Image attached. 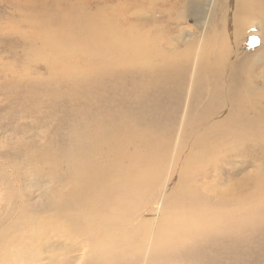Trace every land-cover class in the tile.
I'll return each instance as SVG.
<instances>
[{"label": "rangeland", "instance_id": "1", "mask_svg": "<svg viewBox=\"0 0 264 264\" xmlns=\"http://www.w3.org/2000/svg\"><path fill=\"white\" fill-rule=\"evenodd\" d=\"M235 1L0 0L1 244L10 240V246L23 245L37 258V245L55 243L45 254L51 259L47 264H64L76 255H69L64 246L75 242L77 248L85 247L79 264H95L91 250L105 231L108 239L133 240L121 264H264V140L258 137L260 132L252 130L254 138L233 142L243 143L241 149L227 145L218 150L215 146L214 154L209 143L216 142L218 135L204 122L213 101L218 102V94L206 92L209 86L204 75L219 68L218 56L225 54L218 48L220 44H230L231 56L235 51L251 55L258 46L264 47V30L260 33L252 28L250 40L255 37V43L248 38L247 42L232 39L230 19ZM197 12L204 14L199 20ZM130 36L133 41L137 37L148 41L145 50L152 55V70L146 65L142 72L125 68L133 60L131 52L126 57L108 58L113 49L122 53ZM206 47L208 55L196 63L194 50ZM160 50L166 53L163 59L157 58ZM177 52L189 57L187 61L176 60ZM161 61L163 70L158 68ZM256 66L262 80L264 64ZM210 79L214 81L210 88L215 89V75ZM239 103L233 101L229 108L222 103L216 123L228 113L238 112ZM258 103L263 127L264 99ZM109 113H122L129 123L162 140L165 164H160L164 166L161 181L154 187L150 184L154 195L143 197L146 188L141 181L146 174L152 177L158 163L156 167L139 164L132 156L136 146L123 147L118 158L104 144L106 149L96 148L100 133L90 123ZM246 113L245 118L253 120V111ZM234 117L244 121L240 114ZM238 135L240 131L234 136ZM175 150L178 156L173 155ZM166 165L172 166L171 172ZM73 169L93 179V186L91 181L82 196L92 195L97 205L101 202L100 210L114 217V223L107 226L91 214L88 205H84L87 212L72 207ZM167 173L172 174L169 186L164 178ZM182 177L188 195L180 189ZM132 185L140 196L128 199L123 190ZM50 194L68 201L67 216H76V228L91 238L90 246L66 232L48 208H34L37 202L48 200L43 195ZM159 200L161 211L155 214ZM191 200L194 207L188 209ZM97 225L102 226L98 231ZM37 226L39 242L29 245L25 241ZM149 227L155 230L150 240ZM0 264H15L10 249L6 258L0 257Z\"/></svg>", "mask_w": 264, "mask_h": 264}, {"label": "bare ground", "instance_id": "2", "mask_svg": "<svg viewBox=\"0 0 264 264\" xmlns=\"http://www.w3.org/2000/svg\"><path fill=\"white\" fill-rule=\"evenodd\" d=\"M231 13L233 15V18L230 19L231 29H232L231 31H233V33H231L233 35V38H232L233 40H234V37H235V39H237L238 42L241 41L242 39L245 40L246 42L248 41L247 38L249 40H250V38L252 39V37H253L252 28H255V30H257L256 32H260V33L263 32V30H264V0H236L235 4L231 10ZM203 16H204L203 12H197L196 13L197 20H199ZM263 36H264V34H263ZM137 39L138 40L133 41V40H131V36H130V39L126 43H124V49H122L123 52L121 53L120 51L113 49V51H111V54L108 56V58L113 60L114 59L113 57L120 55V54L124 55V57H126L125 56V55H127L126 53L131 52L133 60H132V62L130 61L129 63H126V64L123 62L126 66L125 68H127V69L137 68V69H140V72H142V71H145L144 68H142V67L144 65H146L148 70H152V68L154 66V64L152 63V60H151L152 55L147 53L145 50V48L148 44V41H146V39L142 38V37H140V38L137 37ZM261 39H263V37ZM229 45L230 44L227 42H226V44H220V46L218 48L221 47V50H224L225 54H221V56H218L219 57V59H218L219 68L215 67V68H217L216 71H214L215 73L210 71L204 75V78L208 82V86H209L208 91L206 90V92H208L209 95L210 94H213V95L218 94V95H216L218 98V102L214 103V101H213V103L211 105L213 108L211 109V111L208 114V119L204 120V122H207L206 123L207 125L209 124L207 128H210V132L218 135V140L216 142L209 143V145H210L209 151H212L214 149L215 152H214V150L212 151V153L214 152V154L217 152L216 148L219 150L220 148H223L227 145L228 146L230 145V148L235 147V149L236 148L241 149V147H242L241 145L243 143H237V144L234 143L233 144V142L234 141L239 142L240 140H249L250 138H254L255 135H254L252 130H256V131L260 132L261 134L258 137L260 139L264 140V126L261 127L262 125H260V123H259V117L262 116V114H261V111H260L259 106H258L259 105L258 101L264 99V96H263L264 95V77H261L262 78V80H261L260 79L261 74L259 75V74H257V72H255V66L256 65L264 64V47L261 48L258 46L254 52L251 51V53H250L251 55L247 54V56H248L247 57L245 55L243 56L242 52L239 53L237 51H235V53H236L235 56H231L232 54L230 55V46ZM210 46H208V47H210ZM213 46H215V45H213ZM208 47L199 48L197 50H194L195 58H196V52H197V58L195 59L196 63L200 64V62H202V60L204 59L205 55H208V52H209ZM246 47H247V45H246ZM246 47H245V49H247ZM249 48L251 49V47H249ZM186 49L190 50L189 47H187ZM73 51L75 52V50H73ZM243 53H245V52H243ZM163 54H166V53H164L162 50L158 51L157 52V58L160 56L163 59L164 58ZM155 57H156V55H155ZM183 57H184V55H182V53L181 54L179 52H177L176 54L174 53V58L176 60L183 62V61H187L186 59L189 58V57L188 58H186V57L183 58ZM128 58H131V57H128ZM60 60H61V58H60ZM62 60H64V59L62 58ZM123 61H126V59ZM229 62H231V64ZM238 66H240V67L238 68ZM159 67H161L163 70L162 61L160 62V64H158V68ZM256 68H257V66H256ZM162 70H161V72H162ZM167 70H166V72H167ZM145 74H147V73L145 72ZM211 74L215 75V89L210 88V86H212V84L214 82L213 79H210ZM147 76H149V74ZM145 77H146V75H145ZM153 79H155V78H153ZM257 80L258 81L261 80L260 84H257ZM133 100L134 99H132V101ZM132 101L130 102V104L132 103ZM233 101L240 102L239 103L240 110L236 113H228V115L223 119V121L220 124L219 123L217 124L216 121L214 120L215 114L219 113V109L224 107L222 105V103H224L226 105V107L229 108L231 105V102H233ZM88 105H90V104L89 103L86 104L87 108H88ZM103 105H104V103H103ZM131 105H134V103ZM104 107H105V105H104ZM104 109H107V108H104ZM110 109L112 110L113 107H110ZM115 109H117V108H115ZM115 109H114V111H115ZM118 109H120V108H118ZM107 110H109V109H107ZM111 110H109V111H111ZM248 110L253 111L254 118L251 121H248L245 118V115H248L246 113V112H248ZM89 111H91V110H89ZM79 112H82V111H79ZM117 112L119 113V111H117ZM255 112H256V114H255ZM91 113H92V111H91ZM91 113H89V114H91ZM89 114H88V116H89ZM112 114L109 113L108 117L106 116L107 118L106 117L103 118L101 115L100 118L96 117V119H95V117H94V120L93 121L91 120L92 123H90V125H92L96 129H98L99 133H100V139L95 141L96 148L97 149H106L102 146V144H104L107 147L109 153L111 155H113V157L118 158L121 154L123 147L136 146V149H135L134 153L132 154V156L135 157V160H137L139 164L145 165V167H149V166L156 167V166H154V164L158 163L159 165L157 166V169L155 168V171H154L152 177L150 178L146 174L142 177L143 181H141V183H142L141 186H144L146 188V190L143 194V197H145L146 195L148 197L150 195H154L153 193H151L152 191H150V190L152 188V190L154 191L153 187L156 186L157 183H159L161 181V175L163 173L162 168L164 167V166L160 165V164L164 163L163 160H164V156H165L164 152L161 151L162 145L160 142L162 140L157 141L156 137H154L153 134L150 133L149 131H146L145 129H141V130L138 129L136 127L137 125L134 126L132 124V121H131V123H129V121H127L129 117H127V120H125L124 119L125 116L122 115V113H121V115H118V116L115 115L116 118ZM238 114H240L241 116H244V118H243L244 121L242 119H241V121H238L239 118L234 117L235 115H238ZM110 115L114 116V118H112ZM91 116H94L93 113L91 114ZM126 116H128V115L126 114ZM137 118H138V116H137ZM132 119H134V118H132ZM132 119L130 118V120H132ZM237 131H240L241 135H238L235 137L234 135ZM249 131L252 134L250 137L248 136ZM166 140H165V143H166ZM254 145H256V142L254 143ZM76 146H79L78 140H77ZM215 146H216V148H215ZM262 146H263V144H262ZM163 148H166V147H163ZM205 151H206V149H205ZM175 153H177V150H175ZM175 153L173 155L178 156V153L177 154H175ZM212 153L210 155H212ZM218 153L220 154L221 152H218ZM171 156H169V157H171ZM176 158L177 157H175L174 159H176ZM206 158H209V156ZM168 159H167V161H168ZM166 166H168V165H166ZM168 170H169V172H171L172 166L171 167L168 166ZM191 171L189 172L190 175L193 173V172L191 173ZM160 172H161V174H160V176H158V174ZM98 173L106 176V173L103 170H98ZM171 175L172 174H170V173H169V175H168V173L166 174V176L164 175L165 181L167 183H168ZM156 176H158L159 179H156ZM184 177H182V179H180V183H179V184H181L180 189L182 192H184V195H188L185 193L190 194V191H188V188H187L186 183H185L186 181H185V179H183ZM188 177H189V175H188ZM71 178L73 179V197H74V198L70 199V201L73 205L72 207L78 208L82 212H87L86 209L84 208V205H88L90 207L91 214L94 216L100 217L107 226L110 223H114L115 222L114 217L113 218L107 217V215L104 214L100 210L99 206H101V202L99 203V205H97L96 203H94L92 201L94 199V197L92 195L87 196V198L82 196V192H88L91 181H92L91 186H93V179L92 178L89 179L88 176H84V175L80 174L79 172H76L75 169H73V173H72ZM154 179H156V180H154ZM175 179H177V178L175 177ZM158 180H160V181L158 182ZM67 182H69V181H67ZM177 182H179V181H177ZM152 183H153V187H151V185H150ZM173 183H175V181ZM162 184H164V183H162ZM67 185H68V183H67ZM167 185L169 186V183ZM187 185H188V183H187ZM190 185H191V183H190ZM64 188L65 187H63V189ZM103 188L104 187H101L100 189H103ZM125 188L126 189H124L123 191H124L125 197H127L128 199L129 198L134 199V198H138L140 196V194L137 193V187L136 186L132 185V187H125ZM60 190H62V189H60ZM60 190H58V192H60ZM166 191H168V190L165 189L164 193ZM155 195L158 196L157 193ZM39 196H40V194H39ZM180 197H182V196H180ZM44 198H48V200L44 201L45 204H44V202H37L35 205H33L34 208H37L40 210H44V209L48 208L51 213H55V215H57V218L60 221L59 225L61 224L60 226L63 229H66V232H68L74 238H77V239L80 238L81 239L80 242H84L85 245L90 246V243L92 241L91 238L87 237L83 230H79L76 228V225L78 224L76 216H74V215L67 216L68 215L67 209H68L69 205H67L65 203H67L68 201L60 199V196H55L54 198H52L51 194L47 195V197H46V195H43L42 199H44ZM159 202H160V200L158 201V203L155 202L156 203V206H155L156 208L154 210L155 214H159V212L161 211V206H160ZM184 202L186 203L185 200H184ZM204 202L205 201H202V204H204ZM177 203H178V205H180L179 203H181V200H178V202H176V204ZM182 204H184V203H182ZM182 204H181V206H183ZM188 204H190L189 201H188ZM188 204L186 207H188ZM223 204L225 205V202ZM223 204H222V206H223ZM167 205H169V204L167 203ZM220 205H219V207H220ZM227 205H225V206H227ZM231 205H232V203H231ZM193 207H194V204H192V200H191V204L189 205L188 209H192ZM233 207H234V204H233ZM164 208L165 207H163V209ZM220 209H222V207H220ZM32 221L33 220H31V222ZM35 223H37V225H38L39 222H35ZM101 227L102 226L97 225L96 231H98ZM38 228L39 227L37 226V228H35V230H33L31 237L30 236L28 237L30 240L25 241L29 245L32 243L39 242L38 239L40 236L38 235L39 234ZM50 231H53V230L50 229ZM148 232H149V240H150L153 237V235L155 234V230L153 229V227H149ZM68 237H69V235H68ZM2 241H4V240H2ZM95 241H96V246L91 250V258L92 259L96 258L98 260V261L96 260V262H94L95 264H121V262H122V261L120 262L121 257L122 258L127 257V256H125L126 250H127L128 246L131 244L129 242L133 241V240H126L124 237L122 240H115V238L113 236L111 239H108L105 236V231H104L102 238L100 240H95ZM86 242H88V244ZM54 244L55 243H50L47 246L44 245V246H41L40 248H39V245H37L38 247H36L35 251L38 252V256H37V258H35V254H32L31 251L29 252L27 247L20 245V244L10 246V240H8L6 243H2V244L0 243V257L2 259L6 258L7 251H8V249H10L12 252V258L15 260V264H32L33 261H36L38 263H43V264L46 263L47 264V262H51L50 261L51 259L49 257H46L45 254H46V252H50L49 248L53 247ZM75 244H76L75 242L71 243V244H65V246H64L65 251L69 255H71V254H76V255H73L72 257H70L69 261L65 262L64 264H79V261H80L79 258H82L84 256L85 247L83 245H81L80 248H77L76 246H74ZM19 249H25L28 252L26 254H20L18 252ZM100 257H103V258L101 259ZM100 260H102V261L99 262Z\"/></svg>", "mask_w": 264, "mask_h": 264}, {"label": "snow or ice", "instance_id": "3", "mask_svg": "<svg viewBox=\"0 0 264 264\" xmlns=\"http://www.w3.org/2000/svg\"><path fill=\"white\" fill-rule=\"evenodd\" d=\"M256 42V40H255V37L253 38V43H255Z\"/></svg>", "mask_w": 264, "mask_h": 264}]
</instances>
